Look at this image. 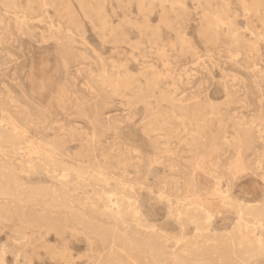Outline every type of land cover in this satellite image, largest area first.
Here are the masks:
<instances>
[{"label": "rangeland", "instance_id": "rangeland-1", "mask_svg": "<svg viewBox=\"0 0 264 264\" xmlns=\"http://www.w3.org/2000/svg\"><path fill=\"white\" fill-rule=\"evenodd\" d=\"M7 123L0 264H264V0H0Z\"/></svg>", "mask_w": 264, "mask_h": 264}, {"label": "bare ground", "instance_id": "bare-ground-1", "mask_svg": "<svg viewBox=\"0 0 264 264\" xmlns=\"http://www.w3.org/2000/svg\"><path fill=\"white\" fill-rule=\"evenodd\" d=\"M53 105H55V104H53ZM21 141L26 142V144H27L26 147L21 146ZM1 142L10 143L11 146H13V149L15 152H18L19 150L20 151L23 150L25 157H26V163H27L26 167L29 170L35 169V167L40 165V163H43V161L45 159L43 147H41L35 140H33V138L31 136H29L25 131L20 129V127L18 125H15L14 123H7L6 128H4L3 126H0V143ZM35 156L38 157L37 160L34 158ZM187 216H193V212L187 211ZM238 245L241 247L239 255L243 256V257H248L257 251L256 247L248 245L244 240L242 241V239H240V242L238 243ZM155 253H156V251H155ZM66 263H68V262H66Z\"/></svg>", "mask_w": 264, "mask_h": 264}]
</instances>
